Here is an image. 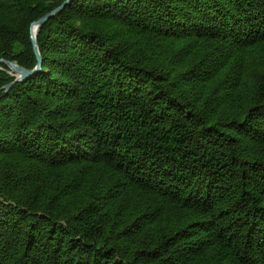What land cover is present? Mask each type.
I'll return each mask as SVG.
<instances>
[{"label":"trees","instance_id":"trees-1","mask_svg":"<svg viewBox=\"0 0 264 264\" xmlns=\"http://www.w3.org/2000/svg\"><path fill=\"white\" fill-rule=\"evenodd\" d=\"M63 1L0 0V59ZM37 45L0 64V264H264V0H72Z\"/></svg>","mask_w":264,"mask_h":264},{"label":"water","instance_id":"water-1","mask_svg":"<svg viewBox=\"0 0 264 264\" xmlns=\"http://www.w3.org/2000/svg\"><path fill=\"white\" fill-rule=\"evenodd\" d=\"M71 1L72 0L63 1L59 6H57L56 8L51 10L50 12L46 13L45 15L41 16L39 19H37L36 21L31 23V25H30V39H31L33 52H34L36 59H37V64L35 65L34 69H26V68L20 66L19 64H17L16 62L4 60L2 58L0 59V64L1 63L6 64L9 67V69L12 70L16 74V78H15L14 82L19 81V80H23V79L29 77L30 75L36 73L37 71H39L41 69V56L39 54V50H38V46H37V34L39 32V29L45 21H47L51 16H54L57 13H59ZM33 27L35 28L34 33H32ZM0 69H1V67H0ZM8 87L9 86H7L6 88H8Z\"/></svg>","mask_w":264,"mask_h":264},{"label":"rangeland","instance_id":"rangeland-1","mask_svg":"<svg viewBox=\"0 0 264 264\" xmlns=\"http://www.w3.org/2000/svg\"><path fill=\"white\" fill-rule=\"evenodd\" d=\"M37 46H38V45H37ZM38 50H39V49H38ZM39 54H40V52H39ZM40 56H41V55H40ZM8 72L16 78V74H15L12 70L9 69ZM15 78H14V80H15ZM14 80H13V82H14ZM9 85H10V83L7 84V85L5 86V88H6L7 86H9Z\"/></svg>","mask_w":264,"mask_h":264},{"label":"bare ground","instance_id":"bare-ground-1","mask_svg":"<svg viewBox=\"0 0 264 264\" xmlns=\"http://www.w3.org/2000/svg\"><path fill=\"white\" fill-rule=\"evenodd\" d=\"M34 30H35V28L33 27V29H32V33H34Z\"/></svg>","mask_w":264,"mask_h":264}]
</instances>
